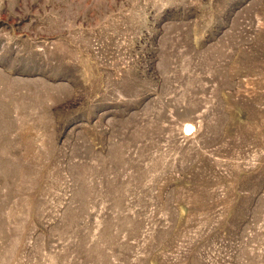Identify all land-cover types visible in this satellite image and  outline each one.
<instances>
[{"label":"rangeland","instance_id":"1","mask_svg":"<svg viewBox=\"0 0 264 264\" xmlns=\"http://www.w3.org/2000/svg\"><path fill=\"white\" fill-rule=\"evenodd\" d=\"M0 264H264V0H0Z\"/></svg>","mask_w":264,"mask_h":264},{"label":"bare ground","instance_id":"2","mask_svg":"<svg viewBox=\"0 0 264 264\" xmlns=\"http://www.w3.org/2000/svg\"><path fill=\"white\" fill-rule=\"evenodd\" d=\"M192 128H193V126H192V125H189V124H188L187 127H186L187 130H190V129H192Z\"/></svg>","mask_w":264,"mask_h":264}]
</instances>
